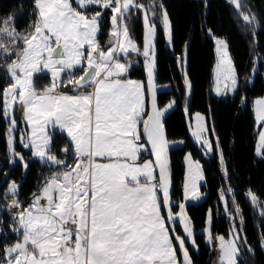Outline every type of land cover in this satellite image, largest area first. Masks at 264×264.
<instances>
[{"label": "snow or ice", "instance_id": "obj_1", "mask_svg": "<svg viewBox=\"0 0 264 264\" xmlns=\"http://www.w3.org/2000/svg\"><path fill=\"white\" fill-rule=\"evenodd\" d=\"M230 3L242 7L240 0ZM93 6L111 12L103 46L98 36L104 12L90 13ZM158 7L163 35L171 45L169 15L163 4ZM134 10L143 14L142 51L127 24ZM156 15L155 5L139 0H31L24 29L17 28L14 16L0 21V69L5 73L0 119L7 123V162L28 170L30 160L16 151L19 142L31 153L30 159L46 170L26 204L19 199L21 185L8 182L3 207L11 223L9 232L0 230V264H194L186 241L196 250L199 246L184 201L201 198L197 182L204 176L200 163L187 154L183 201L174 212L169 141L162 117L175 101L164 109L157 106ZM240 16L246 26L257 22L251 13ZM213 38L218 54L215 91L218 95L235 92L239 81L228 45L224 39ZM130 54L144 57L146 86L129 77L134 63ZM178 61L183 64L182 57ZM42 74L50 76V83L38 88L36 78ZM183 78L188 91L191 82L186 72ZM69 85V91L62 90ZM148 98L151 112L146 109ZM17 107L22 109L20 121ZM254 113L264 125V98L254 101ZM196 120L193 137L201 148L213 151L203 117L197 114ZM20 123L24 127L18 129ZM57 134L67 138L60 149L63 158L52 150ZM149 146L154 160L141 162ZM215 148L220 152L218 142ZM257 155L264 156V130L259 132ZM8 175L4 173L5 178ZM246 195L254 207L258 205L254 193L249 190ZM233 205L240 215L235 200ZM260 215L264 216V209ZM177 221L183 235L171 227ZM210 222L211 209L206 220ZM240 231L233 227L226 238L213 236L209 227L203 229L206 244L219 253L216 264H238L242 239L247 243Z\"/></svg>", "mask_w": 264, "mask_h": 264}, {"label": "trees", "instance_id": "obj_2", "mask_svg": "<svg viewBox=\"0 0 264 264\" xmlns=\"http://www.w3.org/2000/svg\"><path fill=\"white\" fill-rule=\"evenodd\" d=\"M143 3L144 0H139ZM166 9L172 26V43L168 45L160 23L155 40L156 47V84H167L168 88L156 93L157 105L164 106L175 101L174 107L163 117L164 132L167 140H182L181 146L170 147V194L173 211L183 199L184 155L189 152L200 161L203 171V183L200 186L204 194L198 203H188L186 212L192 222L194 239L198 250L189 248L194 264H214L215 252L206 244L203 227L208 210L212 214V233L226 234L229 222L222 213L221 193L228 201L235 200L241 208V236L246 238L238 264H264V248L261 237L264 236V158L255 154L256 121L253 99L264 96V0H240L242 7L237 9L230 0H159ZM31 0H0V21L8 16L16 17L18 29H24L29 23ZM93 6L89 11H97ZM104 12L101 19L102 34L98 39L103 46L108 39L110 10ZM241 12L251 13L256 17V24L246 26ZM127 24L132 38L138 47L143 44V23L141 14L131 13ZM212 36L226 40L233 65L238 75L239 87L232 94L218 97L212 92L213 68L216 61L215 44ZM186 51V73L191 82L190 98H186L184 75L181 62ZM135 60L129 77L145 81L146 72L142 58L130 54ZM133 60V61H134ZM253 68L255 71H253ZM254 72V73H253ZM80 73L77 72V75ZM253 74V75H252ZM5 73L0 69V88L5 84ZM252 79L250 82H248ZM68 88H65L67 90ZM186 108V110H185ZM201 112L205 115L210 135L217 138L220 152L206 157L202 148L192 138L189 122L192 114ZM189 115L187 118L186 115ZM7 123L0 119V230L9 232L11 217L3 194L9 181L15 180L21 187L19 199L25 204L30 202V194L36 190L38 179L46 174L43 166L31 160V153L16 143L15 147L30 160L25 172L21 165L7 162V148L4 132ZM214 141V139H213ZM67 143L65 135L57 134L52 141V150L61 158L60 149ZM223 155V164L220 154ZM150 157L145 151L142 159ZM9 175L5 178L4 173ZM225 172L227 175H225ZM231 189V191H229ZM254 193L258 205L253 206L246 193ZM3 210V211H2ZM0 232V234H2ZM9 243L12 242L11 235ZM2 247V244H0ZM249 248L251 251H249Z\"/></svg>", "mask_w": 264, "mask_h": 264}, {"label": "rangeland", "instance_id": "obj_3", "mask_svg": "<svg viewBox=\"0 0 264 264\" xmlns=\"http://www.w3.org/2000/svg\"><path fill=\"white\" fill-rule=\"evenodd\" d=\"M143 4H145V5H155L156 6V13H157V15L153 18V22L154 23H160V18H159V11H160V9H159V7H158V5H160V3H159V0H144V2H143ZM90 13L91 12H95V11H89ZM141 19H142V23H143V14L141 13ZM143 31H144V29H143ZM210 33V32H209ZM210 35H211V33H210ZM212 36V35H211ZM212 37H215V38H219V39H224V38H222V37H218V36H212ZM213 40H214V38H213ZM225 40V39H224ZM226 41V40H225ZM167 42V41H166ZM143 44H144V39H143ZM143 44H142V46L141 47H139L140 49H141V51H142V49H143ZM168 44V43H167ZM214 44H215V52H216V56H217V60H218V54H217V51H216V47H217V45H216V43H215V40H214ZM169 45V44H168ZM228 53H229V50H228ZM185 55H186V51L184 52V54H183V64H182V73H183V75H184V73L186 72V68H185V66H186V58H185ZM229 55H230V53H229ZM141 58H142V61H143V65H144V57L142 56V55H139ZM231 57V56H230ZM133 60H134V58H133ZM134 62H135V60H134ZM218 64V63H217ZM234 66V65H233ZM144 68H145V65H144ZM145 72H146V69H145ZM217 72H218V69H217V65H216V67H215V69L213 70V94L215 95V94H217L216 93V91H215V88H216V76H217ZM254 73V72H253ZM253 75V74H252ZM252 79H250V81H251ZM50 83V76L48 75V74H42V75H40V76H38L37 78H36V86L38 87V88H43L45 85H47V84H49ZM155 84H156V81H155ZM146 85H147V73H146ZM167 84H156V87L158 88V90L157 91H159V90H164V89H162V86H166ZM168 86V85H167ZM221 87H223V83H221ZM70 88H71V86L69 85L68 86V89L67 90H65V89H62L63 91H69L70 90ZM157 91H156V93H157ZM190 92H191V89L190 90H188V91H186V99L187 100H189V98H190ZM233 92H224V93H222L221 95H223V96H225V95H227V94H232ZM261 98H264V96H262ZM258 99V98H257ZM256 100V99H255ZM173 101V100H172ZM171 101H169L168 103H170ZM168 103H166L164 106H162V107H159V108H161V109H164L165 107H166V105L168 104ZM158 106V105H157ZM174 107V105L171 107V108H169L165 113H164V116L172 109ZM185 110H186V108H185ZM253 110H254V103H253ZM149 112H151V109L149 110ZM197 114H200V116H202L203 117V121H202V123L204 124V126L208 129V127H207V123H206V118H205V115L203 114V113H201V112H195V113H193L192 114V118H191V120H190V122H189V128H190V132H191V136H192V138L195 140V138L193 137V135H192V132L195 130V126H196V124H197V120H196V115ZM15 115H16V119L18 120V121H20L21 119H22V109L21 108H19V107H17L16 108V112H15ZM255 115V114H254ZM163 116V117H164ZM187 116V118H189V115L187 114L186 115ZM162 117V118H163ZM255 121H256V117H255ZM24 127V125L22 124V123H20V124H18V129L19 128H23ZM262 130H264V125H262L261 123H258L257 121H256V133H257V138H256V147H255V154H256V156L258 157V158H264V156H261V155H257V143H258V139H259V132L260 131H262ZM16 137H17V141H18V139H19V135H20V132H19V130L14 134ZM207 137H208V139H209V141L212 143V145H213V148H214V142H215V144L217 143V138H216V136L213 134V137L210 135V133H209V130H208V132H207ZM213 139H214V141H213ZM169 141V147H175V146H172V144L173 143H176V142H178V141H180V143H182L183 144V141L182 140H168ZM196 141V140H195ZM197 143V142H196ZM181 144V145H182ZM181 145H177V146H181ZM200 146V145H199ZM16 151L17 152H20L17 148H16ZM202 151H203V154L206 156V157H209V156H211L212 154H213V151H211V152H208L206 149H203L202 148ZM187 154H190L189 152H187L185 155H184V158H183V161H184V179H183V185H184V183H185V178H186V171H187V164H186V162H185V156L187 155ZM191 157H192V155H191ZM192 159L194 160V161H198L199 163H200V161L199 160H197V159H195V158H193L192 157ZM147 160H154V157H150V158H148ZM141 162H143V160H141ZM200 165H201V163H200ZM168 166H169V177H170V162H169V156H168ZM201 168H202V166H201ZM18 183V182H17ZM198 183V186H199V188H200V186H201V184L203 183V180H200V181H198L197 182ZM200 192H201V190H200ZM201 194H202V196H201V198L198 200V201H195V202H193V201H184L185 202V204L187 205L188 203H198V202H200L202 199H203V197H204V194L201 192ZM184 195V194H183ZM223 197H224V199L222 200V213H224L225 215H226V217H227V219H228V222H229V227H228V231H227V233L226 234H221V235H224L226 238H227V235H228V233L232 230V228L233 227H235V228H237L238 230H241V217H240V215H237L236 213H235V206L233 205V201H228V199H227V197H226V195L223 193ZM8 199H10V198H8ZM182 201H183V199H182ZM6 203H7V200H6ZM4 209H6V208H3V210ZM2 210V211H3ZM16 211V209L15 208H13L12 210H11V212H15ZM177 211H178V209H177ZM174 212H176V211H174ZM165 215H166V213H165ZM206 220H207V217H206ZM0 221H1V211H0ZM171 227H173L174 229H175V232H176V234H178V235H183V232H182V226L179 224V222L177 221L175 224H173V225H171ZM205 227H209L210 228V230H211V234L213 235V236H216L217 234H213L212 233V214H211V222H210V224H207L206 223V221H205V225H204V227H203V229L205 228ZM203 231V230H202ZM193 232H194V229H193ZM204 233V232H203ZM205 235V234H204ZM240 235H241V231H240ZM205 240H206V237H205ZM241 243H242V241H241ZM186 246L188 247V249L189 248H192V249H194L193 247H192V245L191 244H189V243H187V241H186ZM212 247V246H211ZM212 249H213V247H212ZM214 252H215V262H214V264H216V261H217V257H218V255H219V253L217 252V251H215L214 250ZM179 254V253H178Z\"/></svg>", "mask_w": 264, "mask_h": 264}, {"label": "crops", "instance_id": "obj_4", "mask_svg": "<svg viewBox=\"0 0 264 264\" xmlns=\"http://www.w3.org/2000/svg\"><path fill=\"white\" fill-rule=\"evenodd\" d=\"M95 7H97V8H99L98 6H95ZM102 9H100L99 8V10H97V11H101ZM215 56H216V52H215ZM123 59V58H122ZM217 63H218V60H217V56H216V61H215V64H214V68H213V70L215 69V67H216V65H217ZM131 79H133V78H131ZM133 80H137V81H141V82H143L144 84H145V86H146V77H145V81H142V80H140V79H133ZM168 88V86L166 85V86H162V89H167ZM156 89L158 90V88L156 87ZM156 90V91H157ZM212 92H213V85H212ZM216 96H218V97H221V96H223V95H218V94H215ZM257 98H261V97H256V98H254L253 99V102H252V105H253V103H254V101H255V99H257ZM159 107V106H158ZM146 109H147V111L149 112V110L151 109V102H150V98H148L147 99V102H146ZM255 114V113H254ZM255 116V115H254ZM163 119V118H162ZM165 138H166V136H165ZM167 139V138H166ZM182 143H180V141H178V142H176V143H173L172 144V146H177V145H181ZM170 148V147H169ZM149 153H150V146H149ZM150 157H152L151 155H150ZM150 157H148V158H150ZM148 158H145V159H142V160H147ZM157 175H158V169H157Z\"/></svg>", "mask_w": 264, "mask_h": 264}]
</instances>
